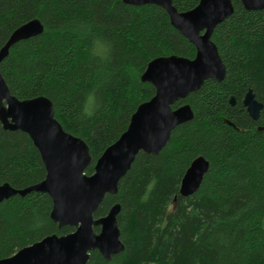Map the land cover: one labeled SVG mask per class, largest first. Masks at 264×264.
<instances>
[{
  "label": "trees",
  "instance_id": "trees-1",
  "mask_svg": "<svg viewBox=\"0 0 264 264\" xmlns=\"http://www.w3.org/2000/svg\"><path fill=\"white\" fill-rule=\"evenodd\" d=\"M199 2L173 0L179 11ZM233 3L234 13L212 35L227 66L225 79H208L177 101L173 107L190 104L194 118L178 125L158 154L138 153L118 192L106 194L94 216L120 204L125 249L109 261L93 250L87 264H264V131L258 129L264 109L255 121L243 104L249 88L264 102V9ZM32 19L43 23V32L14 44L0 70L18 98L53 101L64 129L90 147L89 175L138 106L154 96L155 87L142 80L148 63L172 54L196 56L163 7L123 0H0V49ZM200 155L210 169L200 188L183 196L182 178ZM45 176L29 134L6 129L0 120L1 181L25 188ZM52 208L51 196L39 191L2 201L0 259L75 230L59 227Z\"/></svg>",
  "mask_w": 264,
  "mask_h": 264
},
{
  "label": "water",
  "instance_id": "water-1",
  "mask_svg": "<svg viewBox=\"0 0 264 264\" xmlns=\"http://www.w3.org/2000/svg\"><path fill=\"white\" fill-rule=\"evenodd\" d=\"M131 5L156 4L163 7L171 24L195 47V58L178 54L151 60L142 80L155 87L154 96L141 103L128 128L109 145L95 164L91 175L85 171L92 162L90 147L84 139L66 131L55 117L53 101L43 95L20 99L11 93L0 70V120L4 128L29 134L46 168L45 178L25 188H15L0 179V203L17 194L48 193L53 200L51 218L59 227L75 230L64 235L51 234L0 259V264H87L90 252L99 250L106 260L123 251L118 224L119 203L109 213L95 218L94 213L106 194L119 190L120 179L128 172L141 151L158 154L170 140L172 131L194 118L186 103L173 105L199 90L206 80L222 81L227 66L217 44L212 40L215 28L234 13L233 0H200L188 11H179L173 0H123ZM247 10L264 9V0H241ZM44 26L39 19L29 20L10 35L0 49V64L18 41L39 35ZM235 104L234 96L230 98ZM249 115L258 121L264 109L252 88L243 99ZM264 131V124L258 127ZM210 161L203 155L195 158L186 170L180 194L190 196L201 186ZM100 226L99 232L94 227ZM145 264H156L146 262Z\"/></svg>",
  "mask_w": 264,
  "mask_h": 264
},
{
  "label": "flooded vegetation",
  "instance_id": "flooded-vegetation-1",
  "mask_svg": "<svg viewBox=\"0 0 264 264\" xmlns=\"http://www.w3.org/2000/svg\"><path fill=\"white\" fill-rule=\"evenodd\" d=\"M248 91V90H247Z\"/></svg>",
  "mask_w": 264,
  "mask_h": 264
}]
</instances>
